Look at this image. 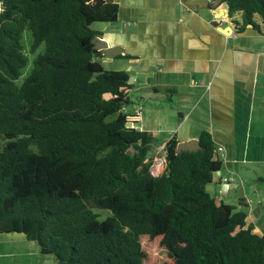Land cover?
<instances>
[{"label": "trees", "instance_id": "obj_1", "mask_svg": "<svg viewBox=\"0 0 264 264\" xmlns=\"http://www.w3.org/2000/svg\"><path fill=\"white\" fill-rule=\"evenodd\" d=\"M219 5L238 17L237 34L264 22V0H210ZM117 11L0 0V233L22 234L56 264H149L144 239L157 241V264H264V234L206 190L222 165L209 134L195 152L169 139L164 171L149 175L154 139L125 126L129 73L105 70L93 49L92 25ZM24 29L30 52H44L17 85Z\"/></svg>", "mask_w": 264, "mask_h": 264}, {"label": "crops", "instance_id": "obj_2", "mask_svg": "<svg viewBox=\"0 0 264 264\" xmlns=\"http://www.w3.org/2000/svg\"><path fill=\"white\" fill-rule=\"evenodd\" d=\"M113 23L96 29L122 52L113 59L132 76L126 116L154 139L153 152L210 135L222 165L206 186L217 203L245 213L264 234V22L235 33L223 5L210 0H113ZM230 27L232 32L220 29ZM127 57V58H126ZM232 178L233 182H224ZM0 264H56L22 234L0 233Z\"/></svg>", "mask_w": 264, "mask_h": 264}, {"label": "rangeland", "instance_id": "obj_3", "mask_svg": "<svg viewBox=\"0 0 264 264\" xmlns=\"http://www.w3.org/2000/svg\"><path fill=\"white\" fill-rule=\"evenodd\" d=\"M256 21L259 20L258 16H255ZM101 23H95L92 25L93 29H98L100 27ZM32 42V37L31 33L28 29H24L22 33V38H21V46H22V51L27 57V65L21 69L20 71V76L19 78L15 81L17 85H20L23 79L29 74L30 70L32 69V63L33 60L36 58L37 55L42 54L44 52V45L41 44L34 53L30 52V45ZM114 68H120L118 62H114L111 64H105V70H113ZM156 151V150H155ZM155 151L151 152L150 155H154ZM129 153H132V150H129ZM151 157V159H152ZM98 215L99 219H104L107 215L108 212L103 211V210H94ZM142 246L144 251L148 255V261L149 264H157V257H158V244L157 241H149L147 239H144L142 241Z\"/></svg>", "mask_w": 264, "mask_h": 264}, {"label": "water", "instance_id": "obj_4", "mask_svg": "<svg viewBox=\"0 0 264 264\" xmlns=\"http://www.w3.org/2000/svg\"><path fill=\"white\" fill-rule=\"evenodd\" d=\"M87 3H91L93 8L96 10L100 5L105 3H112L113 0H83ZM223 32H232V29L228 26L225 28L220 29ZM93 49L100 52V54L103 56L104 59H113L116 55H119L122 52V49L119 46H110L108 43L103 39L99 37H95L93 39ZM133 82L132 76L128 77V84H131ZM127 128H133L132 124H129L126 126ZM201 147L198 143V140H190L186 142H180L176 145V153H180L182 151L187 152H195L197 150H200Z\"/></svg>", "mask_w": 264, "mask_h": 264}, {"label": "built area", "instance_id": "obj_5", "mask_svg": "<svg viewBox=\"0 0 264 264\" xmlns=\"http://www.w3.org/2000/svg\"><path fill=\"white\" fill-rule=\"evenodd\" d=\"M141 118V108L136 107L133 111V113L129 116H126V124L125 126L129 124H132V127H134V123H137ZM165 168V149L164 147H160L156 149L152 159L149 162L148 166V172L149 175L153 178H156L162 174ZM224 182H233L232 178H224Z\"/></svg>", "mask_w": 264, "mask_h": 264}]
</instances>
